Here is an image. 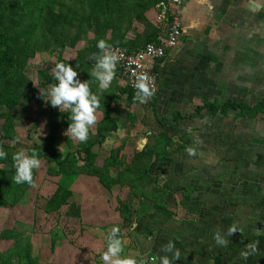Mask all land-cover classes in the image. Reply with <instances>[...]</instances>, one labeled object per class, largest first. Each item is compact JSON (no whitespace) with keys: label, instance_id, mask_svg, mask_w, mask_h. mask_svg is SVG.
I'll return each mask as SVG.
<instances>
[{"label":"crops","instance_id":"1","mask_svg":"<svg viewBox=\"0 0 264 264\" xmlns=\"http://www.w3.org/2000/svg\"><path fill=\"white\" fill-rule=\"evenodd\" d=\"M157 13L156 5L145 11L159 36L165 27L157 21ZM181 18L179 41L156 64L157 90L146 102L128 103V91H121L126 79L119 75L100 96L97 120L84 142H94L99 166L118 150L109 168L116 177L121 172L119 182L108 189L96 175H70L68 203L55 211L44 210L54 214L60 226L76 218L87 228L77 225L74 233L82 248L87 243L86 258L77 254L76 264H104L101 253L113 226L120 229L121 255L143 256L147 264L172 256L163 250L169 241L181 252L174 264H264V106L255 113L264 101V0H185ZM144 31V24L135 20L126 36L131 39ZM79 44L77 49L84 40ZM77 71L82 80L84 71ZM92 91L98 92V86L92 85ZM114 91L117 99L109 113L116 127L100 138L97 123L104 116L105 95L111 97ZM205 102H235L248 108L245 112L198 110ZM44 107L46 116L54 108ZM66 128L58 130L62 143L56 136L63 152L66 137L74 144L79 141ZM161 132L167 134L168 142L158 137ZM43 136H38V144H45ZM156 141L160 151L149 160L142 159V148ZM134 161L146 164L145 176L137 182L125 170ZM8 163L12 168L13 162ZM36 170L34 182L37 176L54 180L50 196L63 175L47 170L42 175ZM120 204L125 205L122 213ZM233 225L238 230L229 236ZM215 233L229 244L218 245ZM254 241L257 251L242 258L241 250H248L246 245ZM28 243L37 257L32 242ZM54 261L49 264H59Z\"/></svg>","mask_w":264,"mask_h":264},{"label":"trees","instance_id":"2","mask_svg":"<svg viewBox=\"0 0 264 264\" xmlns=\"http://www.w3.org/2000/svg\"><path fill=\"white\" fill-rule=\"evenodd\" d=\"M160 0H0V106L6 109L0 110V118L3 120L0 126V142L5 146L7 157L0 159V205L15 206L31 186L28 183L17 184L13 176L15 168L6 166L12 161L13 153L18 151L15 143L17 134L14 120L16 114L13 109L22 102L28 107L40 86L46 91L50 85L57 83L52 69L53 62L43 67L37 64V85L25 74V68L30 60L38 54H55L56 61L78 65L77 70L84 71L83 79H93L90 76L91 69L104 51L112 47H121L127 50H137L148 41L156 40L157 28L147 19L145 11L155 6ZM144 24L145 31L136 33L133 38L126 36L127 30L132 28L134 21ZM105 40L111 47L99 49L97 42ZM84 40L82 48L77 49L74 57H70V51L78 42ZM69 53L68 59H64ZM96 54V55H95ZM115 75H118L115 72ZM93 85L98 86L97 83ZM110 88V87H109ZM121 91H128V103L135 99L137 90L128 85ZM117 99L116 92L111 97L106 92L102 120L97 123V133L100 138L113 130L116 125L110 117V104ZM52 107L42 94L36 97V107ZM255 110L262 111L264 101H261ZM210 112L239 109L247 110V105L241 103L217 104L205 102L201 107ZM69 109H52L46 118L47 134L45 144L34 143L27 147V153L31 154L35 149L40 162L47 168L51 175L62 174L63 178L58 182L54 192L45 199L43 208L46 212L58 210L63 204L68 203L71 191L68 188L70 175L87 173L98 176L99 181L108 189L119 182L118 177L110 173V165H114L115 154L106 159L99 166L95 164L96 153L92 150L94 142H81L74 144L66 137L68 149L63 152L56 144V133L62 126L68 127L70 120ZM247 114V112H246ZM159 138L168 142L165 132L157 134ZM159 142L148 144L142 148V159L149 160L151 156L160 151ZM169 144V143H168ZM162 151H167L164 147ZM142 164V162H140ZM146 164L130 163L125 170L130 171L132 179H143V171ZM33 180L37 170L34 168ZM137 185V184H136ZM124 204H120L119 211L123 212ZM21 232L13 227L0 230V264H37V257L32 255L30 243L20 244ZM72 242V240L70 241Z\"/></svg>","mask_w":264,"mask_h":264},{"label":"clouds","instance_id":"3","mask_svg":"<svg viewBox=\"0 0 264 264\" xmlns=\"http://www.w3.org/2000/svg\"><path fill=\"white\" fill-rule=\"evenodd\" d=\"M99 49H107L111 47L105 40L101 39L97 42ZM96 55V54H95ZM117 57L110 51H104L97 59L91 69L90 76L93 79L81 80L78 75V65L58 62L55 65L54 79L57 83L50 85L46 91H41L42 97L52 106L60 108L63 105L70 110V120L65 132H69L74 138L81 142L87 141L89 138V128L96 120V110L100 108V96L104 90L108 89L115 75ZM151 77L148 74H141L139 81L136 84L135 99L141 103L154 94L155 89L151 87ZM98 82V92L92 91L93 83ZM190 154L195 153L194 148H188ZM8 153L0 147V159L6 158ZM13 167L15 174L14 181L17 184L28 183L34 184L33 172L34 168L40 166V159L37 151L32 150L31 154H26L24 149H20L13 153ZM238 229L233 225L228 229V235H233ZM120 229L118 226H113L107 231L106 250L101 253V259L104 264H147L146 260L134 256H122L124 244L121 237L118 235ZM214 239L218 245L227 246L228 239L222 238L219 233H215ZM256 241L246 245V249H242L240 256L247 259L249 255L257 251ZM163 250L171 252L172 256H160L159 264H174L180 259L181 252L175 248L174 242L169 241L163 246ZM250 250V251H249Z\"/></svg>","mask_w":264,"mask_h":264},{"label":"rangeland","instance_id":"4","mask_svg":"<svg viewBox=\"0 0 264 264\" xmlns=\"http://www.w3.org/2000/svg\"><path fill=\"white\" fill-rule=\"evenodd\" d=\"M78 44L79 42L75 48L70 51V57L74 56L76 53ZM68 55L69 53L65 54L66 57H68ZM37 61L43 67L48 65L49 61H52V70H56L54 65L56 61L55 54L45 53L36 55L35 59L30 60L25 68V74L33 81L34 85H37ZM41 91H44V89L38 86L36 96H34L28 107H24L22 102H20V104L13 109V112L16 114L14 120L17 134V141L15 143L16 149H24L26 152L28 146L39 143L41 139L38 138V136L44 135L43 137H45L48 133L46 124L47 116L45 113L43 114L46 107L39 109L36 107V97L40 95ZM3 109L5 110L6 108L0 106V110L2 111ZM53 109L59 108L54 106ZM43 115L45 118L42 117ZM2 121L3 120L0 118V126ZM56 136L57 138L60 137L58 140L61 142V133L59 134V132H57ZM0 147L6 150L1 142ZM67 149L68 147L64 146V152H66ZM10 164L11 163H8L7 167H9ZM37 169L42 171L40 172L41 174L45 173L47 170L46 166L41 163ZM32 185L33 186L29 187L15 206L8 207L0 205V230L2 228L13 227L21 232L23 235L19 237L20 244L27 243V241L32 242L33 253L36 254L39 259L38 264H49L51 259H55L54 262L59 261V264H76L73 261L77 254H79L80 259L83 257L86 258L87 255L85 251H87V243H84L86 246L82 248L83 244L81 245V243L83 242H78L79 239L77 238V234L74 235V233L78 231L77 225L83 224H80L76 218L71 216V218L74 219L65 220L64 226H60L54 214H46L44 211L43 205L45 199L55 188L54 180H50V178L48 179L47 177L39 179L37 176L36 181ZM82 227L83 230H87L85 225ZM52 229H55V231ZM53 240L54 242H52ZM71 240L72 243L70 242ZM57 245H59V249L56 248ZM80 263L84 264V262Z\"/></svg>","mask_w":264,"mask_h":264},{"label":"built area","instance_id":"5","mask_svg":"<svg viewBox=\"0 0 264 264\" xmlns=\"http://www.w3.org/2000/svg\"><path fill=\"white\" fill-rule=\"evenodd\" d=\"M185 0H160L156 4L157 21L165 27L164 34L156 40L148 41L137 50H127L121 47H112L108 51L117 57L115 72L126 79V83L134 90L141 74H148L151 87L157 90L156 64L166 55L170 48L177 45L181 35V10ZM151 258V257H150ZM152 259V258H151Z\"/></svg>","mask_w":264,"mask_h":264}]
</instances>
